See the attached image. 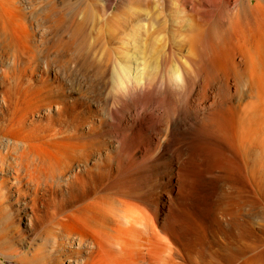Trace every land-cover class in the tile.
Masks as SVG:
<instances>
[{
  "label": "bare ground",
  "instance_id": "obj_1",
  "mask_svg": "<svg viewBox=\"0 0 264 264\" xmlns=\"http://www.w3.org/2000/svg\"><path fill=\"white\" fill-rule=\"evenodd\" d=\"M7 1L0 0L1 44H12L13 26L24 44L26 23L10 20L19 3ZM86 7L82 19L59 13L48 26L56 33L48 51L61 54L70 87L47 81V134L26 126L0 134V239L19 243L13 260L264 264V235L253 240L244 231L256 217L264 227V0H106L96 19ZM158 118L160 134H127L129 125ZM112 121L118 134L107 128ZM127 138L130 147H121ZM188 176L215 188L219 248L180 238L173 212L187 216ZM10 194L30 210L23 231Z\"/></svg>",
  "mask_w": 264,
  "mask_h": 264
},
{
  "label": "rangeland",
  "instance_id": "obj_2",
  "mask_svg": "<svg viewBox=\"0 0 264 264\" xmlns=\"http://www.w3.org/2000/svg\"><path fill=\"white\" fill-rule=\"evenodd\" d=\"M11 1L15 2V4H17V5L19 3L20 6L19 5L18 6H15V5L12 6V4H14V3ZM7 2L9 4L12 3L11 5H9L7 3L8 6H12L11 12L17 10L16 12H13L14 13V14L12 13L13 16L11 18L9 16L7 18V20H9V18H10V20L12 21L13 18H14V20L17 18L15 21L18 20L17 21L18 23H22V25L24 23H26L24 26L27 27L28 31H30V32H28L29 36L31 34V36L29 37L30 39L28 38V40H29L28 43L31 45V47L29 44H27V41H28L27 38L25 39L26 42L23 41V43L26 46H24V44L21 43V41L19 39L21 34H20V32L18 33L19 29L15 30L14 26L12 28L14 31H12V29L9 28V34L11 37V41H13L11 45L4 43L5 44V46H4V44L2 43L3 44V48H2L1 42L4 41V38H3L4 36L2 37L0 34V38H2V40H3V41H0V99H2V98L5 99V97H6L5 105L0 101V134H3V133L4 134H13L14 133L13 130L18 128V127H21V126L28 127L26 129H32L34 133L32 132L31 134H47V124H48V122H47V81L48 80L54 81V83L56 85L62 86L63 88L65 87L66 90L68 87H70L69 81L68 80L66 81V79H63L59 73V71L62 68L59 67V65H60L59 59L60 58H58V57L61 54L57 53V51H51V52L48 51L49 44L53 40L54 35H56V33L51 31V29L48 26L52 22V18H55V16L58 15L59 13L64 14V19L67 22L68 21L70 22V20L73 19L72 15L75 14V12L79 13L76 16V19H78V20L82 19V10L86 6H87L86 7L87 10L91 11L93 13V17L96 19L97 18V10L104 6L106 0H105V2H104V0H26V1L25 0H23V1L22 0H18V1L9 0ZM13 7H15V8H13ZM18 7H19V9H18ZM13 9H15V10H13ZM20 12L24 13V14H21ZM15 13H16V15H15ZM18 13H20V14H18ZM19 16H21V18H18ZM14 20H13V23L16 24L17 22L15 23ZM90 25H91V23H90ZM32 26L34 27L35 30H33ZM15 27H17V26L15 25ZM37 27H39V28H37ZM88 31H89L88 34H92V32H93L92 30H88ZM18 34H20V35H18ZM17 39H19V41ZM17 41H18V43H17ZM4 42H6V41H4ZM13 43H14V45H13ZM17 44H20V45L17 46ZM12 45L14 46V50L13 49L11 50L10 46H12ZM7 46H8V48H7ZM13 46H12V48H13ZM28 46L30 49L27 48ZM4 47H5V50H4ZM22 47L30 50V53L27 49H23ZM33 48L35 51H33ZM20 49L21 50L23 49L22 54H21ZM18 50H20V51L18 52ZM24 50H25V52H24ZM6 51L7 52L8 51L13 52V53H9V52L7 53ZM27 51H28V53H26ZM25 53L27 54V57H29L32 54V57L28 58L29 59L28 60ZM33 53H34V55H33ZM14 54L16 56H13ZM18 54H21L23 56H21V55L19 56ZM28 54H30V55H28ZM35 54H36V56H35ZM38 55H40V56H38ZM48 56H50V57H48ZM9 57H11V58H9ZM12 57L13 58L15 57V58L13 59ZM34 57H36V58H34ZM31 58H33L35 60H33ZM16 59H18V60H16ZM57 60H58V63H57ZM13 61L16 64H14ZM27 65H29V66H27ZM56 67L57 68L59 67L60 69L59 68L57 69ZM55 74L57 76H55ZM21 77H23V78H21ZM19 78H20V81H19ZM14 80H15V82H14ZM10 82H12V83H10ZM15 83H18V85L16 86ZM7 85L9 86V88ZM14 85H15V88L18 87V89L17 88L15 89ZM22 86H23V88L25 87V88H27V90L28 89L30 90L27 92L28 94L26 93L27 95L24 94L25 93L24 91L19 90V88H22ZM41 87H43V90H41L40 92H37V91L34 92V88L37 89V88H41ZM6 88L10 89L11 91L8 92L9 90H7ZM4 89H6V90H4ZM14 89H15V91H14ZM72 91L73 92H71V95L78 96L79 93L76 90H72ZM17 92H18V94H17ZM30 92H31V95H30ZM8 96H9V98H8ZM43 108H45V109H43ZM159 119L160 118H158V120ZM158 120L155 123H148V124H150L149 127H148V124H143L145 127L143 125L131 124V125H129V129L127 130V134H131V132H132V134L133 133L139 134L138 133L139 129H140V131H139L140 134H151V133L155 134L154 132H156V134H160L159 132H157L158 130L157 131L155 130V129H158V125H159V123H161V119H160V121H158ZM117 123H118L117 121H114V122L112 121L109 125H107V128L109 129V131L113 134H116L115 131L117 132V134L119 132L117 127L114 126ZM110 125H113V126H110ZM154 125H155V127H152ZM146 126H147L148 130H147ZM10 128H11V130H10ZM131 128L133 129L134 132L131 131L132 130ZM145 129H146V131H145ZM135 131H136V133H135ZM24 134H29V132H25ZM114 143H115V141H114ZM124 144H126V146ZM124 144H122L124 146H121V147H127V148L130 147L129 146L130 143H129L128 138H127V141L125 140ZM168 158H169V162H170L171 157H168ZM125 162H126V159H124V163ZM188 182H191V183L188 184ZM204 183L205 182L202 181L200 178L198 179V177H195V178L194 177L191 178V176L187 177V179L185 181V187H184V193H185L184 197H187V198H184V200L186 199V201L183 200V202L185 203V204L183 203L185 205V206L183 205V208L185 207L184 210H186L185 212H186V215L188 216V219L186 218L187 216L185 217L186 220H185V218L180 219L177 216V214L174 212H173V215L174 216L176 215V217L178 219V224H180L179 227H181L183 224V226H182L183 229H182V227H181L182 230L180 229V233H181L180 238L182 239V241H186L187 242V243L185 242L186 244L189 243L188 246L191 245L190 247L194 246V247L201 249L204 246V248H203L204 251H205V249L210 251V250H213V247H215V246L216 247L218 246V248H219V245H220L219 242L224 241V240L223 241H219V240H221V238L222 239L224 238V234L221 233V231L217 230L218 227L220 229V226H218V224L220 225L221 223L219 222L220 220L217 217H215L216 216L215 211L217 208L216 207L217 206L216 194H214L215 192H213V191H215V188L212 184V186L214 188L212 190V188H210L212 186H210L211 184L209 182H207L205 184ZM185 188L188 189L187 190L188 192L186 191ZM200 189H201V191H200ZM195 196H197V197H195ZM211 197H213V198H211ZM46 198H44L43 200L38 202V205L41 208H44V205L46 203ZM7 201H10L12 214H14V212H16L14 215L15 216V218H14L15 223L18 224L20 226L21 230L23 231L24 228H26V227L23 226L24 225L23 222L25 220H22V217L25 214L30 213V210L24 208L23 205H21V209H19L18 207L20 206V203L16 204L14 202V201H16V197L14 194H10L9 200L7 197ZM189 208H190V210H189ZM207 210H209V211H207ZM190 212H192V214ZM216 219H217L218 223H216ZM181 221H182V223H181ZM190 221H191V223H190ZM251 221H252L251 226H253V227H247L246 229H244V231L246 230L245 233L247 234V236L249 237L251 235L252 239L254 240L255 239L254 236L257 237V235H258V237H259V236L264 235V227H263L262 221L260 220V217H256V218H254V221L253 220H251ZM200 226H201V228L202 227L203 228L201 229ZM248 228L249 229L252 228V230L255 231V234L256 233L257 234L254 235V231H253V233H251L252 231H250ZM190 229H192V230H190ZM183 230H185V232H183ZM34 232L37 233L35 230H34ZM211 233H212V235L216 241L212 237ZM245 233H244V235L246 236ZM200 234H201V236L199 237ZM27 236L29 238L33 237L34 233L32 231L27 230ZM183 237H185L187 240L188 239L189 240L187 241ZM29 238H27V239H29ZM11 239L4 238V241H2L0 239V252H2L0 254V264H20L19 262L13 260V257H16L15 255L19 251L18 250V247H20L19 243L17 241L14 242ZM258 241H257V243H258V247H259L260 240H258ZM23 242H24V239H23ZM218 243H219V245H218ZM209 244H211V246H212L211 249H210L211 246ZM207 247H209V248H207ZM28 250L32 251L30 248ZM11 251H13L14 253H12ZM258 251H264V246L262 248L260 246L258 248ZM26 254H28V253H26ZM183 264H188V263H183Z\"/></svg>",
  "mask_w": 264,
  "mask_h": 264
}]
</instances>
